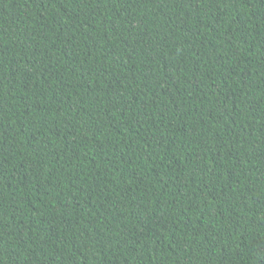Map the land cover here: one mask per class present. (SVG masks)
<instances>
[{"label":"trees","instance_id":"trees-1","mask_svg":"<svg viewBox=\"0 0 264 264\" xmlns=\"http://www.w3.org/2000/svg\"><path fill=\"white\" fill-rule=\"evenodd\" d=\"M264 0H0V264H264Z\"/></svg>","mask_w":264,"mask_h":264},{"label":"snow or ice","instance_id":"snow-or-ice-1","mask_svg":"<svg viewBox=\"0 0 264 264\" xmlns=\"http://www.w3.org/2000/svg\"><path fill=\"white\" fill-rule=\"evenodd\" d=\"M262 246H264V242H262Z\"/></svg>","mask_w":264,"mask_h":264}]
</instances>
